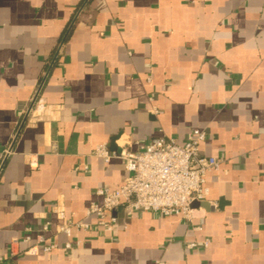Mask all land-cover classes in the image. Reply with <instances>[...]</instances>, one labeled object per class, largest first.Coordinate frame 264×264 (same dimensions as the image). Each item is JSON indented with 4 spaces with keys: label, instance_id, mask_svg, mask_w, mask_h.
Listing matches in <instances>:
<instances>
[{
    "label": "crops",
    "instance_id": "0c3cea01",
    "mask_svg": "<svg viewBox=\"0 0 264 264\" xmlns=\"http://www.w3.org/2000/svg\"><path fill=\"white\" fill-rule=\"evenodd\" d=\"M193 129L221 164L192 220L117 210L104 232L86 217L97 188L129 175L98 145L183 143ZM57 202L92 225L69 253ZM0 258L264 264V0H0Z\"/></svg>",
    "mask_w": 264,
    "mask_h": 264
},
{
    "label": "built area",
    "instance_id": "2783aa9c",
    "mask_svg": "<svg viewBox=\"0 0 264 264\" xmlns=\"http://www.w3.org/2000/svg\"><path fill=\"white\" fill-rule=\"evenodd\" d=\"M206 130H191L183 143L173 137H154L144 147L132 149L130 145L121 146L119 151L111 152L107 144L98 145L93 155L108 163L112 158L124 161L129 175L121 186L99 187L95 190V199L86 208L87 218L95 217L97 227L104 232H112L117 222L114 211L122 210L128 215L135 212H153L163 216L180 215L186 220L194 218L195 205L207 201L210 190L206 185L209 173L220 170L221 160L201 152V143L207 139ZM35 164V162H34ZM89 169L88 165L84 170ZM217 208V204H213ZM59 224L57 232L64 234L67 240L62 249L69 253L81 245L80 239L71 240L75 231H89L92 225L86 221L74 222L67 217L61 202L52 206ZM50 222L44 225L48 230ZM210 239L202 242L208 247ZM57 244H44L43 250L51 252ZM197 242L188 244L196 249ZM38 246L27 250L28 254H37ZM4 258H0L3 262Z\"/></svg>",
    "mask_w": 264,
    "mask_h": 264
},
{
    "label": "water",
    "instance_id": "95a60500",
    "mask_svg": "<svg viewBox=\"0 0 264 264\" xmlns=\"http://www.w3.org/2000/svg\"><path fill=\"white\" fill-rule=\"evenodd\" d=\"M196 206V205H195Z\"/></svg>",
    "mask_w": 264,
    "mask_h": 264
}]
</instances>
